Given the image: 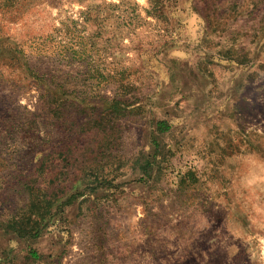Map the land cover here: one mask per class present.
Returning a JSON list of instances; mask_svg holds the SVG:
<instances>
[{
  "label": "rangeland",
  "instance_id": "rangeland-1",
  "mask_svg": "<svg viewBox=\"0 0 264 264\" xmlns=\"http://www.w3.org/2000/svg\"><path fill=\"white\" fill-rule=\"evenodd\" d=\"M0 264H264V0H0Z\"/></svg>",
  "mask_w": 264,
  "mask_h": 264
},
{
  "label": "trees",
  "instance_id": "trees-1",
  "mask_svg": "<svg viewBox=\"0 0 264 264\" xmlns=\"http://www.w3.org/2000/svg\"><path fill=\"white\" fill-rule=\"evenodd\" d=\"M158 127H159V129H160V131L162 132V133H165V132H168L170 129H171V125L167 122V121H160V122H158ZM149 166H150V164L149 163H147L145 166H144V168H143V171L147 174V171H148V169H149ZM46 203V206L44 207V209H45V211H48V213L49 214H51L52 213V208H53V203H52V205H51V203L50 202H48V201H46L45 202ZM43 219L45 220H47V224H46V227H48L49 225V221H50V219H51V215H50V217L49 218H45V217H43ZM35 223H36V221H35ZM17 231H22V225L20 224V222L17 224V223H15L14 224V226H13ZM42 231H41V229L40 230H38V229H35V231L32 233L33 235H34V237H39L40 236V233H41ZM34 255H35V253H34Z\"/></svg>",
  "mask_w": 264,
  "mask_h": 264
}]
</instances>
